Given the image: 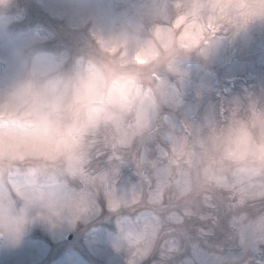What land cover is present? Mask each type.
I'll return each instance as SVG.
<instances>
[{
    "label": "clouds",
    "instance_id": "clouds-1",
    "mask_svg": "<svg viewBox=\"0 0 264 264\" xmlns=\"http://www.w3.org/2000/svg\"><path fill=\"white\" fill-rule=\"evenodd\" d=\"M137 15L132 37L92 33L70 63L34 52L0 83V236L112 221L136 264L153 237L226 211L264 247V101L168 119L182 67L264 27V0H141Z\"/></svg>",
    "mask_w": 264,
    "mask_h": 264
},
{
    "label": "rangeland",
    "instance_id": "rangeland-1",
    "mask_svg": "<svg viewBox=\"0 0 264 264\" xmlns=\"http://www.w3.org/2000/svg\"><path fill=\"white\" fill-rule=\"evenodd\" d=\"M20 2L10 0L0 9V83L24 56L39 52L70 63L92 33L132 37L140 26L141 0ZM172 84L179 91V106L168 115L172 123L177 118L201 123L235 97L264 101V27L223 41L207 61H189ZM135 179L130 168L123 170V187ZM227 217L224 211L214 224L181 225L153 237L136 264H264V247ZM0 264H129V254L112 221L75 230L32 224L0 236Z\"/></svg>",
    "mask_w": 264,
    "mask_h": 264
}]
</instances>
